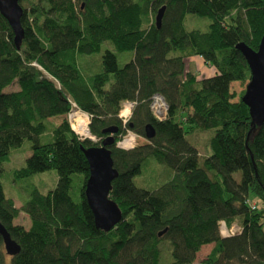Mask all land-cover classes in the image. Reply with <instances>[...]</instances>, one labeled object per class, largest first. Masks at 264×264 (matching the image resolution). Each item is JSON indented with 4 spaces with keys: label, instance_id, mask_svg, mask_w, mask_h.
I'll return each mask as SVG.
<instances>
[{
    "label": "trees",
    "instance_id": "trees-1",
    "mask_svg": "<svg viewBox=\"0 0 264 264\" xmlns=\"http://www.w3.org/2000/svg\"><path fill=\"white\" fill-rule=\"evenodd\" d=\"M21 6L19 47L0 13V221L21 246L10 256L0 239V264H264V124H255L242 101L246 88L232 87L251 78L236 45L258 48L264 0H22ZM189 14L208 17V29L189 28ZM191 56L216 74L188 71ZM15 83L17 90H6ZM157 94L168 106L165 117L151 109ZM72 102L89 114L96 141L72 129ZM125 102L134 103L126 123ZM147 124L154 138L130 149L117 145L129 131L146 137ZM112 126L118 132L109 148L119 174L110 197L123 217L105 231L85 197L90 169L81 146L100 145ZM200 129L214 131L202 163L187 138ZM25 140L32 153L15 175L54 169L58 182L47 193L32 186L18 208L5 195L3 163ZM149 158L172 173L139 187L134 179ZM21 211L30 227L15 223ZM221 221L239 230L221 235ZM166 239L170 258L159 248Z\"/></svg>",
    "mask_w": 264,
    "mask_h": 264
},
{
    "label": "water",
    "instance_id": "water-1",
    "mask_svg": "<svg viewBox=\"0 0 264 264\" xmlns=\"http://www.w3.org/2000/svg\"><path fill=\"white\" fill-rule=\"evenodd\" d=\"M22 0H0V13L7 19L14 33L16 46H21L25 29L22 25L23 7ZM165 7H161L156 15V25L162 24ZM236 48L241 51L247 61L251 78L242 96V101L250 108V114L256 125L264 124V35L257 49H253L245 42H240ZM108 136L102 139L101 145L81 146L89 163V177L85 185V197L91 208L96 227L110 231L122 220V211L119 205L110 197L112 182L118 177V170L114 166L112 151L109 148L115 142L114 134L118 127L112 126L104 130ZM156 130L152 124L145 127V136L152 139ZM91 139V138H90ZM167 229L159 233L163 235ZM0 239L4 243L6 253L10 256L17 255L21 246L12 238L7 227L0 221Z\"/></svg>",
    "mask_w": 264,
    "mask_h": 264
},
{
    "label": "rangeland",
    "instance_id": "rangeland-1",
    "mask_svg": "<svg viewBox=\"0 0 264 264\" xmlns=\"http://www.w3.org/2000/svg\"><path fill=\"white\" fill-rule=\"evenodd\" d=\"M210 22L211 21L208 17H201V16L194 15V14H189L187 18V25L189 26V28H196V29L203 30V31L208 29ZM119 62L121 61L119 60ZM204 65L205 63L202 61L201 58L195 57L191 60H186V69L189 71H192L194 74L199 76V78L209 77V76L216 74V68L214 66L208 65V64L205 66ZM247 84L248 82H246L245 84L236 82L233 84L232 87L234 90L239 92L243 90L244 88H246ZM132 109H128L129 111L125 115L132 114ZM154 115L156 114L154 113ZM54 121H58V120H54ZM89 121H90V118H89ZM73 125L76 126L74 119L72 121V129L74 130ZM74 131L77 132L76 130ZM129 133H132L135 136L136 146L139 144H144L148 141L146 137H141L139 135L136 136V134L132 131H129L126 135H124V137L127 136ZM213 135H214V131L212 129H208V130L200 129L194 134L188 135L187 137L191 143H193L199 148L200 154H201L200 163H202L204 156L211 153L210 148H208L209 147L208 143L210 141V138ZM124 137L120 141H122ZM81 138H85V137L81 136ZM93 138H94L93 141L97 140L95 136H93ZM133 139L134 137L132 136V138L128 139L129 141L126 140L125 142H127V144L130 145ZM31 153H32L31 143L29 140H25L22 145L13 147L11 149L9 159L3 163L4 173H3L2 182H3L4 192L7 197L14 199V202L18 208L22 207L23 202L27 197L26 192L32 186L38 187L39 190L43 193H47L49 190L54 189L58 182V174H57V171L54 169L44 171V172L34 173L26 178H19L15 175L16 170L25 166L26 159L31 155ZM143 171H144L143 172L144 176L137 175L134 180L137 186L147 187V188L153 187L155 183L163 182L167 180L170 177V174L172 173L168 166L157 163L154 158H149L148 162H145L143 164ZM234 176L237 180H240L241 178L240 171L235 172ZM251 199H252V196H251ZM259 205L261 206V204ZM15 223L24 225L26 227L31 226L30 218L23 211L19 213L17 219L15 220ZM221 225H222V222H221ZM228 228H236V226L232 225L231 227H228ZM222 230L225 231L224 228H222ZM221 235H227V234L222 233ZM159 248H160L161 253L168 254L170 250V241L167 239L164 240L160 244ZM203 254L204 252L202 248L200 250V254L198 258L201 257ZM165 256L169 258L171 257L170 254L165 255ZM9 260L10 258L8 256L7 261Z\"/></svg>",
    "mask_w": 264,
    "mask_h": 264
},
{
    "label": "built area",
    "instance_id": "built-area-1",
    "mask_svg": "<svg viewBox=\"0 0 264 264\" xmlns=\"http://www.w3.org/2000/svg\"><path fill=\"white\" fill-rule=\"evenodd\" d=\"M71 104H72V108L67 114V118H68L71 126H72V121L74 119V116L76 114H78V113L81 114V116L83 117V120H87V122L89 123V118H90L89 114L87 112L81 110L77 106L76 103L72 102ZM128 105H129L130 109L133 108V104L132 103L127 102L125 104V106H128ZM151 108L153 110V113H155L157 116L165 117L168 106H167L165 100L163 99V97L161 95L157 94L152 99ZM123 118H124V121L126 122L127 119H128V116L125 115V116H123ZM132 136L134 137V139H133L130 147L135 146L136 138H135V136L132 133H129L127 136H125L124 139L119 143V145L122 146V147H125L124 145H126L127 143H123V142H125L126 140L132 138ZM125 148H129V147H125ZM252 207L255 208V205H252ZM221 222H222V225L220 223V232H221V234L223 233V234L230 235V234H233V233H235V232H237L239 230V227L237 225H234V226H236V228H228L224 221H221ZM222 228H224L225 231H223Z\"/></svg>",
    "mask_w": 264,
    "mask_h": 264
},
{
    "label": "bare ground",
    "instance_id": "bare-ground-1",
    "mask_svg": "<svg viewBox=\"0 0 264 264\" xmlns=\"http://www.w3.org/2000/svg\"><path fill=\"white\" fill-rule=\"evenodd\" d=\"M154 15V14H153ZM154 19V18H153ZM153 19H152V21H153ZM145 28V27H144ZM23 43V42H22ZM41 71V70H40ZM38 74V73H37ZM127 102H125L124 104H123V107H122V109H121V114H120V116L122 117V119H123V121H124V118H123V116H125V114L126 113H128V109H130V107H129V105L128 106H126V107H124L125 106V104H126ZM130 103H132L133 104V107H134V103L133 102H130ZM79 106V105H78ZM80 107V106H79ZM131 115V114H130ZM130 115H126V116H128V119H129V117H130ZM158 117V116H157ZM160 117V116H159ZM162 117V116H161ZM128 119H127V121H128ZM74 121H75V124H76V126H74L73 125V127H74V130H76L77 132L76 133H78V135H80V137L82 136V137H85V139L86 138H91V140H94V138H93V135L91 134V132H90V129H89V125H88V122H87V120H83V117L81 116V114L80 113H78V114H76L75 116H74ZM126 121V122H127ZM125 122V121H124ZM125 122V123H126ZM70 123V122H69ZM71 125V124H70ZM72 127V126H71ZM129 141V140H128ZM121 141H119L117 144H118V146H119V143H120ZM123 143H127V142H123ZM132 143V142H131ZM131 143H130V145H131ZM130 145H128V144H126V145H124L125 147H129V148H125V149H130V148H133V147H130ZM120 147V146H119ZM121 148H123V147H121ZM250 202V201H249ZM250 204V203H249ZM251 206H252V204H250ZM228 225V224H227ZM224 231V230H223ZM222 237V236H221Z\"/></svg>",
    "mask_w": 264,
    "mask_h": 264
},
{
    "label": "crops",
    "instance_id": "crops-1",
    "mask_svg": "<svg viewBox=\"0 0 264 264\" xmlns=\"http://www.w3.org/2000/svg\"><path fill=\"white\" fill-rule=\"evenodd\" d=\"M195 57H197V58H201L202 59V61L205 63V61H204V59L201 57V56H191V57H188L186 60H191V59H193V58H195ZM205 65H207L206 63H205ZM204 65V66H205ZM189 71V70H188ZM192 72V71H191ZM17 84L15 83L14 85H12V86H10V87H8L6 90L7 91H15V90H17ZM234 225H238L237 223H235ZM213 246H214V244H206V245H204V246H202L201 247V249L203 248V252H204V254L201 256V257H199L198 258V256H199V254H200V251L197 253V256H196V261L198 262V261H201L202 259H204L209 253H210V251L212 250V248H213Z\"/></svg>",
    "mask_w": 264,
    "mask_h": 264
},
{
    "label": "flooded vegetation",
    "instance_id": "flooded-vegetation-1",
    "mask_svg": "<svg viewBox=\"0 0 264 264\" xmlns=\"http://www.w3.org/2000/svg\"><path fill=\"white\" fill-rule=\"evenodd\" d=\"M90 139V138H89Z\"/></svg>",
    "mask_w": 264,
    "mask_h": 264
}]
</instances>
